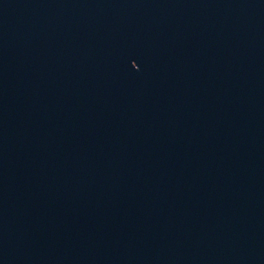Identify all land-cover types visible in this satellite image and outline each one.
I'll use <instances>...</instances> for the list:
<instances>
[{
  "label": "water",
  "instance_id": "95a60500",
  "mask_svg": "<svg viewBox=\"0 0 264 264\" xmlns=\"http://www.w3.org/2000/svg\"><path fill=\"white\" fill-rule=\"evenodd\" d=\"M0 264H264V0H0Z\"/></svg>",
  "mask_w": 264,
  "mask_h": 264
}]
</instances>
